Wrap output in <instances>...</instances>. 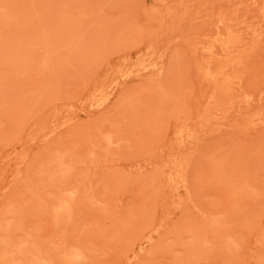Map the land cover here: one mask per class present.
<instances>
[{
    "label": "rangeland",
    "instance_id": "rangeland-1",
    "mask_svg": "<svg viewBox=\"0 0 264 264\" xmlns=\"http://www.w3.org/2000/svg\"><path fill=\"white\" fill-rule=\"evenodd\" d=\"M252 1L0 0V264H264Z\"/></svg>",
    "mask_w": 264,
    "mask_h": 264
},
{
    "label": "bare ground",
    "instance_id": "bare-ground-1",
    "mask_svg": "<svg viewBox=\"0 0 264 264\" xmlns=\"http://www.w3.org/2000/svg\"><path fill=\"white\" fill-rule=\"evenodd\" d=\"M254 1V0H253ZM252 1V3L251 4H254V2ZM257 1V0H256ZM259 1V0H258ZM264 2V1H263ZM262 3H260V5H261ZM255 5V4H254ZM263 6V5H262ZM253 7V6H252ZM256 6H254V8H255ZM263 8H264V6H263ZM256 9H257V7H256ZM262 10V9H261ZM256 11V10H255ZM264 11V10H263ZM258 12H260V11H258ZM256 13V12H255ZM262 13H264V12H262ZM246 14V13H245ZM257 14V13H256ZM255 14V15H256ZM261 13H259V15H260ZM257 16V15H256ZM253 17H255V16H253ZM258 17V16H257ZM256 17V18H257ZM264 17V16H263ZM259 18H260V16H259ZM258 18V19H259ZM260 19H262V18H260ZM264 19V18H263ZM260 22H261V20H259ZM263 21V20H262ZM259 22V23H260ZM229 22H227L225 25H224V27H228L227 28V32H226V34H227V36L226 37H223V38H221V37H219V38H217L216 39V41L219 43V45H220V48H221V50H228V49H230V48H233L234 49V51H238L239 49H241V48H243V46H244V44H245V42L243 43V42H241V41H245L244 39L243 40H241V41H238V40H240L241 38V36L239 37V39L237 40L236 38H234V36L232 35V30H233V28H232V26L231 25H229L228 24ZM254 23V22H253ZM257 23V24H256ZM258 22H255V24L257 25V26H259L258 24H259ZM228 24V25H227ZM249 24H251V22H249ZM262 24H263V22H262ZM246 26V25H245ZM251 26H253V25H251ZM255 26V25H254ZM256 27V26H255ZM246 28H247V26H246ZM250 30V28L248 27L247 28V30ZM251 29H254V27L253 28H251ZM263 29V28H262ZM243 30V29H242ZM242 30H240V34L242 33V32H244V31H242ZM246 30V29H245ZM242 31V32H241ZM258 31V30H257ZM247 32H250V31H247ZM246 32V33H247ZM256 32V31H255ZM262 32V31H261ZM234 33V32H233ZM252 33V32H251ZM244 35H245V33H244ZM252 35H253V33H252ZM250 36V35H249ZM261 36H263V35H261ZM260 36V37H261ZM252 37V36H251ZM255 37V36H254ZM238 38V37H237ZM248 38H250V37H248ZM261 38H263V37H261ZM260 38V39H261ZM251 39V38H250ZM253 39H251V41H252ZM248 41V40H247ZM255 41V40H254ZM260 41V40H259ZM259 41H258V43H259ZM263 41V40H262ZM253 43H255V42H253ZM250 45V44H249ZM255 45V44H254ZM251 47V46H250ZM249 47L248 46H246L245 47V50H247ZM229 51V50H228ZM233 51V50H232ZM240 51H242V50H239L238 52H240ZM224 52H226V51H223V53ZM237 52V53H238ZM231 53V51L230 52H228V54H230ZM227 54V53H226ZM234 55H235V53H234ZM239 55V54H238ZM238 57V56H237ZM240 57V56H239ZM230 58V57H229ZM230 60H231V58H230ZM236 60V59H235ZM228 61H229V59H228ZM228 61H227V65L226 66H228L229 64H228ZM240 63H241V61H240ZM232 64V63H231ZM212 98V97H211ZM221 98V97H220ZM214 99V98H213ZM222 99V98H221ZM212 101V100H211ZM217 101V100H216ZM220 101V100H219ZM215 102V101H214ZM212 104V103H211ZM213 106V105H212ZM72 193V192H71ZM74 193V192H73ZM67 197V196H66ZM68 199V198H67ZM65 200H66V198H65ZM71 201V200H70ZM67 202H68V200H67ZM70 203H67V205H69ZM59 205V204H58ZM71 205V204H70ZM67 208V207H66ZM70 209V208H69ZM67 210V209H66ZM54 211V210H53ZM69 211L70 210H68V213H64V215L66 214H68V217H69ZM7 212H9L10 213V211H7ZM64 212H67V211H65L64 210ZM71 212V211H70ZM61 213V212H60ZM8 214V213H7ZM72 214V213H71ZM66 215L65 216H63V217H66ZM58 216V215H57ZM61 216V215H60ZM72 216V215H71ZM5 217H7V216H5ZM55 217V216H54ZM68 217H66L67 219H68ZM57 218H60L59 216L57 217ZM65 218V219H66ZM70 218V217H69ZM64 218H62V220H63ZM66 219V220H67ZM53 221H55V220H53ZM58 221V220H57ZM61 221V220H60ZM63 221H65V220H63ZM63 221H62V223H63ZM65 222H68V220L67 221H65ZM55 222H52V224H54ZM58 223V222H57ZM5 224H7V222H5L4 223V225ZM61 224V223H60ZM57 224L55 223V226H56ZM7 226H9V224L7 225ZM7 226H5V228H9V227H7ZM2 227H3V225H2ZM57 227V226H56ZM2 229V228H1ZM9 229H4V231L5 232H7ZM42 260V259H41ZM38 261H40V260H38ZM37 261V262H38ZM44 261V260H43ZM43 261H42V263H43ZM15 263V262H14ZM38 263H40V264H42L41 262H38Z\"/></svg>",
    "mask_w": 264,
    "mask_h": 264
}]
</instances>
